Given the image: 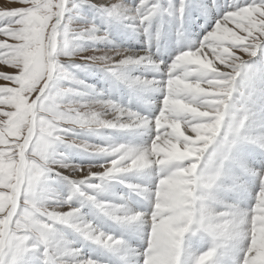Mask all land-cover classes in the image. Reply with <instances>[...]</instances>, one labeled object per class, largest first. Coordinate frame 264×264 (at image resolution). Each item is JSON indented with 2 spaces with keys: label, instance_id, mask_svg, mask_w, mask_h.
<instances>
[{
  "label": "snow or ice",
  "instance_id": "1",
  "mask_svg": "<svg viewBox=\"0 0 264 264\" xmlns=\"http://www.w3.org/2000/svg\"><path fill=\"white\" fill-rule=\"evenodd\" d=\"M14 2L0 264H264V0Z\"/></svg>",
  "mask_w": 264,
  "mask_h": 264
},
{
  "label": "rangeland",
  "instance_id": "2",
  "mask_svg": "<svg viewBox=\"0 0 264 264\" xmlns=\"http://www.w3.org/2000/svg\"><path fill=\"white\" fill-rule=\"evenodd\" d=\"M0 1H3V2H5V1H7L8 3H10L11 5H9V6H19L18 4H16L15 2H14V0H0ZM225 1H227V0H223V2H222V0H217V3L218 4H224V2ZM205 2L206 3H208V4H211V0H205ZM225 3H227V2H225ZM3 7V6H2ZM213 15H215V10H213ZM204 22H205V18L203 17V16H201L200 14H199V12L195 9V8H193L191 11H190V13H189V18H188V20H187V22H186V28H187V30H188V33H189V35H190V37L193 39V36L194 37H197V39L199 38L198 37V35L197 34H200V35H202L201 34V32H203L204 31V29L201 27V25L202 24H204ZM198 27V28H197ZM191 28H193V29H195V31L194 32H197V33H194V32H192V33H190L189 32V29H191ZM193 34V35H192ZM123 37H125L124 39L125 40H121L120 41V38H123ZM112 38H113V40L117 43V44H121V45H123V46H130L129 45V41H132L131 39H128V38H126V36L123 34V32L119 29V28H114L113 29V36H112ZM142 40H143V37H142ZM127 41V42H126ZM177 38L175 37V35H174V39H171V35L169 36V38H168V40H167V44H168V46H169V48L171 49V48H173V49H171V50H173V52H174V50L176 49L174 46H175V44H177ZM175 42V43H174ZM142 43V42H141ZM140 43V44H141ZM173 43V44H172ZM178 45V44H177ZM142 46H143V44H142ZM141 46V47H142ZM164 58H168V54L165 52L164 53ZM258 59V58H257ZM2 70H10L9 68H8V66H4V65H2V64H0V71H2ZM81 75L83 76L84 74L83 73H81ZM88 79H89V82L90 83H94V84H96L97 85V87H99V85H100V83H101V81H102V83L103 84H105V82L103 81V80H101V78H100V74H97V75H95V76H89V77H87ZM95 79V80H94ZM0 83H4V81H0ZM72 159L73 160H75L76 162H78V163H89V162H95V161H92L90 158H88L87 156H84V155H82V154H77V153H74L73 155H72ZM96 250H98V249H95L94 250V253L96 252ZM85 251L86 252H88L89 251V246H86L85 247Z\"/></svg>",
  "mask_w": 264,
  "mask_h": 264
},
{
  "label": "bare ground",
  "instance_id": "3",
  "mask_svg": "<svg viewBox=\"0 0 264 264\" xmlns=\"http://www.w3.org/2000/svg\"><path fill=\"white\" fill-rule=\"evenodd\" d=\"M222 2H223V0H222ZM225 2H227V1H225ZM224 2V3H225ZM9 5H11L10 3H8L7 1H5V2H3V1H0V7H2V6H9ZM198 28V27H197ZM195 31V30H194ZM194 33H197V32H194ZM171 39H174V35H171ZM141 41H142V37L140 38V41H130L129 42V45L130 46H128V47H136V48H140L141 46H142V43H141ZM177 42V41H176ZM141 43V44H140ZM175 43V42H174ZM173 44V43H172ZM178 46H180V45H177V44H175V48H177ZM171 49H173V48H171ZM95 80V79H94ZM94 84V83H93ZM117 191H125V189H123V187H119V188H117ZM98 251H99V249H98Z\"/></svg>",
  "mask_w": 264,
  "mask_h": 264
}]
</instances>
